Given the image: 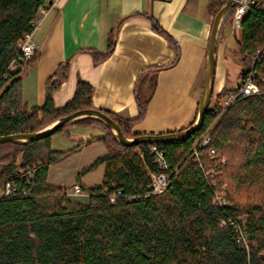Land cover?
Returning a JSON list of instances; mask_svg holds the SVG:
<instances>
[{"label": "trees", "instance_id": "obj_1", "mask_svg": "<svg viewBox=\"0 0 264 264\" xmlns=\"http://www.w3.org/2000/svg\"><path fill=\"white\" fill-rule=\"evenodd\" d=\"M259 2L264 7V0ZM226 3L212 0L215 17ZM51 5L50 0H0V138L37 133L61 118L92 109L93 87L82 80L71 101L61 108L54 104V93L68 80L71 60L61 63L48 79L41 108L29 109L23 101V74L37 57L25 70H9L12 61L21 56L19 42L33 31L40 10ZM236 7L226 15L219 37L232 24ZM148 18L178 50L176 41ZM122 23L110 33L106 52L88 50L96 65L112 55ZM240 35L235 40L243 77L249 56L264 46L263 9L248 10ZM162 69H148L139 77L137 118L104 112L126 138L136 137L132 128L148 110L150 96L143 93L144 76ZM229 92L225 87L219 93L214 91V104L199 132L186 140L158 144L171 170H177L169 188L159 195H152L149 188L151 174L159 172L148 152L149 144L124 147L96 118L66 125L39 141L1 144L0 188L10 183L16 192L0 199V264H264V195L254 198L250 192L257 183H264L260 176L264 173V97L241 98L222 114L218 100ZM218 118L210 133L211 145L194 146ZM73 125L96 127L103 135L85 144L79 141L65 151L53 149L52 137L69 136ZM94 141H102L108 153L84 169L78 179L106 164L103 184L93 188L80 185L91 195L87 203L71 200L62 188L48 182L49 166ZM210 149L218 157L210 158ZM222 157L227 158L226 164ZM35 166L38 170L31 184L15 178L18 169ZM207 171L212 173L209 178ZM227 182L231 190L227 204L221 207L215 202V192ZM112 195H116L114 202ZM244 236L246 242L241 240Z\"/></svg>", "mask_w": 264, "mask_h": 264}, {"label": "crops", "instance_id": "obj_2", "mask_svg": "<svg viewBox=\"0 0 264 264\" xmlns=\"http://www.w3.org/2000/svg\"><path fill=\"white\" fill-rule=\"evenodd\" d=\"M211 4L212 0L58 1L34 34L37 59L23 74V101L29 109L41 108L48 79L61 63L71 60L68 80L53 96L56 108L73 99L77 83L82 80L93 87L92 109L135 119L139 114L135 97L139 77L148 69L165 68L144 76L143 93L150 96V103L145 118L133 126L132 133L158 135L189 128L197 119L204 86L207 49L215 20ZM147 16L176 41L178 50L154 29ZM122 21L112 55L96 65L88 50L106 52L110 33ZM221 57L222 52H218L216 93L224 88L218 72ZM83 130L94 134L88 137ZM68 132L69 136L61 135L72 144L68 149L79 141L85 144L103 135L99 128L75 125ZM107 153L102 141L86 144L50 165L48 182L68 190L64 176L71 175L72 187H100L106 164L79 179L78 176ZM99 169L102 180L91 183L96 178L92 180L90 174Z\"/></svg>", "mask_w": 264, "mask_h": 264}, {"label": "built area", "instance_id": "obj_3", "mask_svg": "<svg viewBox=\"0 0 264 264\" xmlns=\"http://www.w3.org/2000/svg\"><path fill=\"white\" fill-rule=\"evenodd\" d=\"M58 1L60 0H51V6L44 7L40 10L38 18L33 24V31L25 34L18 44V50L21 56L17 60L12 61L10 64L9 70L11 72L25 70V65L33 62L34 57L38 52V46L34 40V34L49 15L53 4H56ZM235 5H237V7L232 22L235 33L240 31L242 21L250 8L256 7L257 9L264 10V7H262L259 0H236ZM247 97H264V46L249 56V65L244 76L241 77L240 85L237 88L230 90L227 95L218 100V105L223 110L222 114H224L238 100ZM210 133L211 129L207 130L198 140L196 145H199V147L202 148H208L211 145ZM148 152L153 157V165L156 166L159 171L158 173L156 172L151 174V185L149 188L152 195H159L164 193L169 188L171 178L177 173V170H171V167L165 158L164 151L158 144L148 145ZM193 155L197 159L199 158L198 149L196 147L193 149ZM207 155L210 158L218 157L213 149H210ZM140 156L143 158L144 154L141 153ZM37 170V166L18 169L15 178H23L27 181V184H31L35 179ZM211 174L212 173L210 171H207L205 175L209 178L212 176ZM223 189L224 187H221L219 190H216L217 192H215V202L221 207L227 204L226 195L224 194ZM15 192L16 188L12 186V184L7 183L5 187L0 188V199L13 195ZM63 195L68 198L87 200L91 197L90 193L84 190L79 184L74 185L70 190H63ZM110 199L114 202L116 195L110 196ZM241 240L246 242V236L242 237Z\"/></svg>", "mask_w": 264, "mask_h": 264}, {"label": "water", "instance_id": "obj_4", "mask_svg": "<svg viewBox=\"0 0 264 264\" xmlns=\"http://www.w3.org/2000/svg\"><path fill=\"white\" fill-rule=\"evenodd\" d=\"M236 0H227L226 5L218 12L215 17L212 33L210 36L208 49H207V61L205 69L204 86L202 90L201 99L198 106L197 119L192 126L187 129L168 132L165 134H141L136 135L133 139H128L124 136L120 126L110 117H108L104 112L95 109H84L74 114L61 118L54 124L43 129L37 133H25L17 134L12 136H6L0 138V145L4 143H29L33 141H39L41 139L47 138L55 134L57 130L65 127L66 125L72 124L76 121L82 120L84 118H96L105 123L109 129L113 132L116 140L119 144L124 147H133L143 144H164L174 141L186 140L192 137L195 133L199 132L205 123V116L210 108V104L214 95L215 88V77L218 63V40L220 30L226 15L235 6Z\"/></svg>", "mask_w": 264, "mask_h": 264}, {"label": "rangeland", "instance_id": "obj_5", "mask_svg": "<svg viewBox=\"0 0 264 264\" xmlns=\"http://www.w3.org/2000/svg\"><path fill=\"white\" fill-rule=\"evenodd\" d=\"M240 31L235 33V29L232 24L225 27L223 33L219 37L218 40V52H222V61L221 65L218 68V72L220 74L221 83H223L224 87L228 90H233L237 88L240 85L241 82V71L243 69V62L241 57L239 56V53L237 51V43L235 38L240 39ZM36 57V56H35ZM34 57V59H35ZM34 61V60H33ZM217 72V70H216ZM219 84V79L216 82L215 88H217ZM214 100L211 101L210 107L213 106ZM221 117V116H220ZM220 118H218L214 124L209 128L211 129V132L217 122ZM83 134L87 133L88 137H92L91 131H81ZM94 132V131H93ZM97 134H99L98 131H95ZM64 135V134H62ZM54 139L53 143V149L55 150H65L70 147H72V144L67 141L64 137H61V135H54L52 137V140ZM198 143V139L194 141V146ZM223 164H226L228 162L227 158L222 157L221 158ZM264 171V169L262 168ZM101 176H103L102 169H99L98 171L90 174V178L93 180L96 178V181L93 180L91 183H98L100 179L102 180ZM218 176V173L215 172V177ZM261 179L264 180V173H261ZM64 183L66 185V189L70 190L73 187L71 186L74 183V180L72 179L71 175L64 176ZM90 182V180H89ZM257 188L254 187L250 190L251 194H253L254 198H260L264 195V183H257ZM72 188H71V187ZM224 187V194L228 196L230 188V184L227 182V184H223ZM263 192V194H262ZM249 194V195H251ZM247 195H244L243 197L246 198ZM71 200L78 201L81 200L83 202H88L87 199H79V198H70ZM228 200V199H227Z\"/></svg>", "mask_w": 264, "mask_h": 264}]
</instances>
